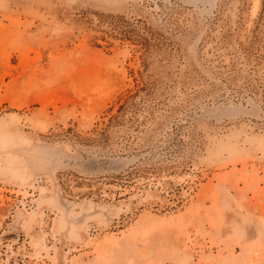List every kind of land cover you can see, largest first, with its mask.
Here are the masks:
<instances>
[{"label":"rangeland","instance_id":"1","mask_svg":"<svg viewBox=\"0 0 264 264\" xmlns=\"http://www.w3.org/2000/svg\"><path fill=\"white\" fill-rule=\"evenodd\" d=\"M0 264H264V0H0Z\"/></svg>","mask_w":264,"mask_h":264}]
</instances>
